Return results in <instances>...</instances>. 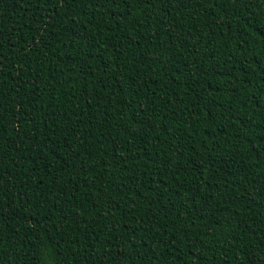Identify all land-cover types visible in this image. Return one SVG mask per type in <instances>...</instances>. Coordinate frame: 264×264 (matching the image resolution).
I'll list each match as a JSON object with an SVG mask.
<instances>
[{"label": "trees", "instance_id": "obj_1", "mask_svg": "<svg viewBox=\"0 0 264 264\" xmlns=\"http://www.w3.org/2000/svg\"><path fill=\"white\" fill-rule=\"evenodd\" d=\"M0 264H264V0H0Z\"/></svg>", "mask_w": 264, "mask_h": 264}]
</instances>
